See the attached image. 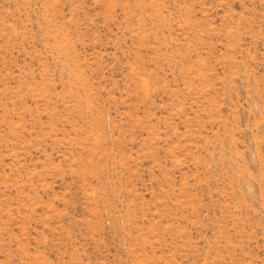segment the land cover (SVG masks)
Segmentation results:
<instances>
[{
	"label": "rangeland",
	"instance_id": "374dc122",
	"mask_svg": "<svg viewBox=\"0 0 264 264\" xmlns=\"http://www.w3.org/2000/svg\"><path fill=\"white\" fill-rule=\"evenodd\" d=\"M0 264H264V0H0Z\"/></svg>",
	"mask_w": 264,
	"mask_h": 264
}]
</instances>
